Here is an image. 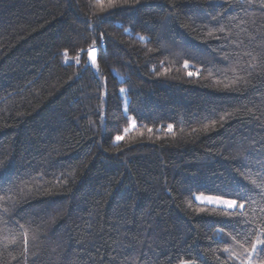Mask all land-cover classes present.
Masks as SVG:
<instances>
[{"label": "trees", "instance_id": "16d2710c", "mask_svg": "<svg viewBox=\"0 0 264 264\" xmlns=\"http://www.w3.org/2000/svg\"><path fill=\"white\" fill-rule=\"evenodd\" d=\"M101 2L0 0V264H246L264 0Z\"/></svg>", "mask_w": 264, "mask_h": 264}, {"label": "snow or ice", "instance_id": "6c2138e0", "mask_svg": "<svg viewBox=\"0 0 264 264\" xmlns=\"http://www.w3.org/2000/svg\"><path fill=\"white\" fill-rule=\"evenodd\" d=\"M98 2L100 3V6L103 7V3L101 2V0H98ZM117 0H109V5L108 6H114L116 4ZM140 39H144V37H140ZM93 63H95V60H93ZM187 67V64L185 65ZM189 75H191V73H189ZM124 90L121 89V92H123ZM169 128H171V126H169ZM121 137L117 136L116 139L119 140ZM197 199L200 200H204L206 199L209 203H216V204H225L227 207L229 208H234L237 206V200H222L219 197H214V196H207V197H203V196H197ZM239 207L243 208L244 205L240 204ZM242 248L244 247V243H241L240 245ZM225 252H229L230 249L225 248L224 249ZM245 251L247 253V261L246 264H253V258L256 256L257 253H261L264 254V239H260V237L256 238L255 243H252L250 246V250L245 248Z\"/></svg>", "mask_w": 264, "mask_h": 264}, {"label": "rangeland", "instance_id": "374dc122", "mask_svg": "<svg viewBox=\"0 0 264 264\" xmlns=\"http://www.w3.org/2000/svg\"><path fill=\"white\" fill-rule=\"evenodd\" d=\"M201 196L207 197V196H204V195H201ZM195 200H196V202L199 205H205V206H209V207H214V208H219V209L221 208V209H227V210H235V209H237V206L234 207V208H229L225 204L209 203L206 199L200 200V199L195 198ZM222 200H226V199H222Z\"/></svg>", "mask_w": 264, "mask_h": 264}, {"label": "water", "instance_id": "95a60500", "mask_svg": "<svg viewBox=\"0 0 264 264\" xmlns=\"http://www.w3.org/2000/svg\"><path fill=\"white\" fill-rule=\"evenodd\" d=\"M96 57H97V51L96 50L90 51L87 55V65L94 66L95 63H93V60H95L96 62Z\"/></svg>", "mask_w": 264, "mask_h": 264}]
</instances>
